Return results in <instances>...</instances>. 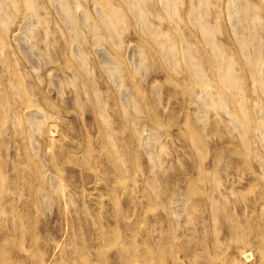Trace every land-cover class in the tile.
Segmentation results:
<instances>
[{
	"label": "rangeland",
	"instance_id": "rangeland-1",
	"mask_svg": "<svg viewBox=\"0 0 264 264\" xmlns=\"http://www.w3.org/2000/svg\"><path fill=\"white\" fill-rule=\"evenodd\" d=\"M0 264H264V0H0Z\"/></svg>",
	"mask_w": 264,
	"mask_h": 264
}]
</instances>
